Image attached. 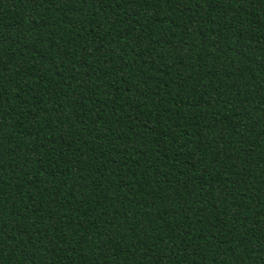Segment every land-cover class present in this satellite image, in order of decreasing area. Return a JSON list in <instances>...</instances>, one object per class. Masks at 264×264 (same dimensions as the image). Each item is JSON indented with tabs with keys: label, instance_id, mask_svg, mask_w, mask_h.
I'll return each mask as SVG.
<instances>
[{
	"label": "trees",
	"instance_id": "16d2710c",
	"mask_svg": "<svg viewBox=\"0 0 264 264\" xmlns=\"http://www.w3.org/2000/svg\"><path fill=\"white\" fill-rule=\"evenodd\" d=\"M0 264H264V0H0Z\"/></svg>",
	"mask_w": 264,
	"mask_h": 264
}]
</instances>
